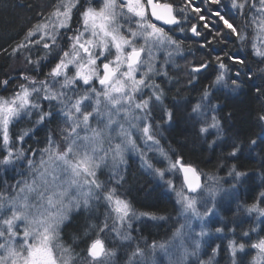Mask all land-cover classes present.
Instances as JSON below:
<instances>
[{"label":"snow or ice","instance_id":"1","mask_svg":"<svg viewBox=\"0 0 264 264\" xmlns=\"http://www.w3.org/2000/svg\"><path fill=\"white\" fill-rule=\"evenodd\" d=\"M199 5L197 0H166L163 3L160 0H99V7H96L93 0H55L46 10L37 12L36 22L25 30L22 40L10 45V55H23L32 71L45 61L51 67L42 80L29 75L28 69H20L23 82L15 84L9 96H0V165L23 163L30 173V178L16 182L14 196L0 191V264H112L115 250L106 246L101 233L114 232L121 240L131 239L127 232L121 233V228L125 225L131 228V218L136 213L130 201L112 186L120 185L123 176L115 172L117 179L106 184L99 180L97 173L109 161L113 168L124 163L129 150L139 152L142 157L145 155L133 132L139 134L148 150L162 152L157 139L159 124L154 125L152 120L153 111L157 107L163 109L164 97L163 88L154 80L161 74L156 61L160 51L169 48L176 54L182 51V42L170 33L175 29L184 32L183 24L188 22L190 14H195L197 21L202 22L200 28L205 31L198 30L196 24L188 30L204 40L202 46L205 48L225 35L246 42L248 30L252 29L255 33L252 49L264 63V0H231L238 23H233L237 16L230 19L226 18L230 14H222L221 0H199ZM209 17H214L227 31H215L216 25ZM157 22L174 27L166 31ZM33 49L37 52L35 59L32 58ZM3 51L8 52L7 49ZM173 52H167L169 59ZM225 56L233 64L242 66L247 59L227 53ZM214 60L218 72L213 83H227L226 74L231 69L224 63V57L216 56ZM208 66L209 62L201 60L198 65L191 66L190 71L199 74ZM235 75L237 79L231 80L234 90L241 87L238 83L240 72ZM14 79L9 74L8 79L0 80V87L7 91ZM255 91L264 95V86ZM209 95L205 89L202 99L206 100ZM39 100L49 102L47 111ZM53 102L59 105L56 111L52 108ZM201 107L197 103L192 111L203 116ZM210 110L215 111V106ZM33 112L37 117L35 124H44L56 115L65 123L60 129V142L49 132L46 146L38 150L39 159H36V152L22 146L31 129L18 133L10 131L15 121ZM172 115L170 110L164 112L169 121ZM210 119L211 123L202 126L200 132H207L209 128L222 131L219 119L215 115ZM259 120L264 121V115ZM250 143L255 145L257 141ZM231 147L228 155L236 158L240 146L234 142ZM182 160L177 157L176 162L170 161L169 169L182 170L188 192L196 193L201 188L199 173ZM145 163L151 167L147 161ZM155 171L161 176L164 174L160 169ZM233 174L236 177L246 175L236 171L235 165L229 172ZM4 183L7 185L6 181ZM177 196L185 213L201 219L208 215V211L199 212L195 195L185 194L181 188ZM100 200L107 205L108 214L101 225H90L95 238L87 242L82 256L71 244L63 242L62 229L70 222L74 210L78 211L81 206L90 209L93 202ZM261 204H264V192L259 193V199L246 211L264 216ZM205 234L204 230L199 233L201 237ZM177 235H180L179 230ZM194 244L196 249L200 247L199 241ZM228 247L233 264H236V254L244 251L245 244L231 240ZM157 248L163 250L166 245L154 242L150 246L152 251ZM251 248L256 249L251 264H264V237L251 244ZM215 252L213 249V255ZM185 254H188L187 249ZM144 256L145 250L137 246L129 257V264H137L135 258ZM200 264H211V258Z\"/></svg>","mask_w":264,"mask_h":264},{"label":"trees","instance_id":"2","mask_svg":"<svg viewBox=\"0 0 264 264\" xmlns=\"http://www.w3.org/2000/svg\"><path fill=\"white\" fill-rule=\"evenodd\" d=\"M55 0H0V80L8 79L9 74L15 78L10 81L8 90L5 91L0 87V96H9L15 88V84L22 83L20 79V69H28L29 75L36 78H45L44 66L41 64L35 71L31 70V65H27L23 55H10L11 47L15 43L22 40L25 30L36 22V14L39 11L46 10L49 5ZM166 2V0H160ZM171 2V0H167ZM97 0H93V4H97ZM42 6V7H38ZM199 5V0H197ZM215 8L216 6H211ZM220 7L223 9L222 14L226 18L237 16L236 9L231 7V0H221ZM207 15V13H205ZM250 15V13H249ZM211 17H209L210 19ZM76 17L74 15V21ZM211 20V19H210ZM195 14H190L187 23L183 24L184 32L175 29L170 33L174 39L182 42V51L179 54L173 53L170 59L162 53L157 59L158 67L170 60L169 66L176 72H169L170 79L154 80L164 90L163 109L157 107L152 113L154 125L159 124L157 139L160 141L162 149L170 152L172 145L178 144L180 151L187 154L189 164L195 165L199 172L210 170L219 172L224 175L232 166H236V171L246 173L247 177L245 187L237 192V200L235 208L226 207V201L219 202L221 216L223 222L218 225H212L222 229L220 232H211L209 240L204 244L203 255L200 258H190L185 264H200L201 261L207 262L211 258V264H233V258H230L229 241L235 240L237 243L245 244L243 252H237L235 261L236 264H251L253 256L256 254V249L251 248V244L255 243L259 238L264 237V216L249 213L246 208L259 199V193L264 192V121H260L259 117L264 115V95L258 94L255 89L264 86V63H261V58L254 54L252 49V38L254 31L248 30L249 39L246 42H241L235 37L228 38L223 36L218 42L209 44L207 48L203 47L204 40L192 34L188 29L191 25L196 24L198 30L205 31L200 28ZM216 25L215 31H227L220 27L219 21H213ZM233 23H238L237 19ZM77 25L74 23L73 27ZM170 27H165L168 31ZM7 49L5 53L3 50ZM237 55L241 58H247L245 65L233 64L228 57L225 56ZM42 54V53H41ZM37 56V52L33 49V59ZM224 57V63L229 66L231 71L226 74L228 80L237 79L235 73L240 72L238 83L241 85L239 94L231 95L223 90H214L213 94L216 98L215 105L218 103L220 107H216L214 115L219 119L222 129L223 138L219 143H214V138L208 135H202L199 123H190L186 114L178 109L175 103L183 102L188 109L201 103L202 95L207 86L213 84L214 78L218 72V65L215 63L214 57ZM201 60L209 62L206 70L199 74H193L190 71L191 66L198 65ZM49 64V63H48ZM187 69L183 74V70ZM182 70V71H181ZM172 73V74H171ZM196 75V76H195ZM195 76V79H193ZM191 81V83L189 82ZM208 90V89H207ZM148 91V90H147ZM209 91V90H208ZM44 110L49 108V102L40 100ZM52 108L58 110L57 104L53 102ZM170 110L172 112V122L169 127L164 129L166 116L164 112ZM37 119L35 113L24 116L22 119L15 121L10 128L12 133H18L27 129H31L28 137H25L23 147L36 152V159H39V151L46 146L49 132H52L53 138L60 142V129L65 127L63 119L56 115L55 118L46 121L44 124H34ZM163 128V133L161 128ZM135 137L139 135L134 132ZM166 138H163V137ZM169 137L172 141L167 140ZM251 140H256L257 143L252 145ZM239 144L241 151L237 153L236 158L230 157L228 154L232 151V144ZM62 143V142H61ZM126 155V153H125ZM132 157L131 155H128ZM127 156V157H128ZM125 156V161L127 159ZM128 160V159H127ZM124 161V162H125ZM119 172L123 176V181L120 185L112 184L117 187L118 193L137 209L160 211L164 219L153 221H132V226L129 229L131 239L127 243L125 241L116 240L117 246L114 249L116 255L111 259L112 264L126 263L129 264V251L133 252L137 246L145 251L151 250L150 246L155 242L160 244L167 242L173 226L169 218L168 212L171 210L172 204L175 202L172 195H167L164 192L163 186L153 184L149 179L150 170L144 166L143 161L131 160L125 162L122 171H116L112 167L111 161L107 165H102L98 170L99 180L106 184L114 180V173ZM201 173V174H203ZM109 175H111L109 177ZM112 176H114L112 178ZM30 178V173L27 166L23 163H16L14 167H5L0 165V191L8 188L7 194L13 196L15 194L16 182ZM4 181L7 182L5 185ZM150 183V184H148ZM236 193V192H235ZM264 207V204L260 205ZM8 213H5L7 215ZM108 214V207L103 200L93 202L90 209H85L83 206L78 211L71 213V220L62 229V240L68 245L84 255L83 250L86 248L87 242L95 238V231L90 228V225H101ZM220 216V217H221ZM109 226L112 225V220L109 219ZM211 228V227H210ZM85 233H87L85 235ZM244 233H248L247 236ZM101 238L105 239L106 246L113 249L114 242L113 232L101 233ZM208 245H210L208 247ZM126 248V251L123 249ZM213 249H216L213 255ZM163 264V261H160Z\"/></svg>","mask_w":264,"mask_h":264},{"label":"rangeland","instance_id":"3","mask_svg":"<svg viewBox=\"0 0 264 264\" xmlns=\"http://www.w3.org/2000/svg\"><path fill=\"white\" fill-rule=\"evenodd\" d=\"M97 4H95L94 6L99 7V0H97ZM212 21H217L215 20L214 17L210 18ZM72 33H68V35H71ZM193 34V33H192ZM255 35V33H254ZM258 42V41H257ZM167 52H173V49L169 48L163 51H160L158 53V58L160 56V54L162 53L164 56H167ZM175 53V52H173ZM169 59V58H167ZM48 61H45L43 63V65L47 64L46 66H44V74H46L47 72L50 71V67L51 65L48 64ZM170 60H167V63H163L161 65V74L155 76V78H159L161 80H165V79H170L171 76H169V72H176L178 70L172 69L171 66H169ZM158 63H156V67L158 69H160L158 66ZM166 71L167 75H163V72ZM169 71V72H168ZM182 71V70H181ZM187 69H184L182 72L183 74L186 73ZM71 75V72L69 73ZM172 74V73H171ZM196 76V75H195ZM38 80H42L45 79L44 77L41 78H37ZM215 80V78H214ZM227 83H220V84H211V86H207V89L209 90V97L205 100L203 99L201 104V111L203 113H205V115L200 116L197 113H194L192 111L193 106H191V109H188V107L185 106V103L180 102V103H175L178 109L182 110L185 114L186 117L188 118V120L190 121V123L193 124H197L199 123L201 126H207L208 123H211V116L214 115V111H211V106H215L216 107H220V104L218 103L217 105H215V96L213 94L214 90H223L226 93H230L231 95H237L239 94V90L241 89V87L239 89H233V87L231 86V80H228L226 78ZM147 92V89L145 90ZM202 99V98H200ZM39 103L41 104L40 100ZM58 109H59V105L57 104ZM35 113V112H33ZM32 113V114H33ZM167 119V118H166ZM173 119V118H172ZM172 119L169 121L168 119L166 120V123L164 124V129H166L167 127H169V125H171ZM35 124V123H34ZM93 125L95 126V121H93ZM161 128V127H160ZM161 131L163 133H165L163 131V128H161ZM115 133L113 132V135ZM138 134V133H137ZM202 135L204 134L205 136L208 135L210 137L214 138V143L218 144V141H221V139L223 138L222 132H218L216 129L214 128H209L207 132L201 133ZM81 135H84V133L82 132ZM139 135V134H138ZM133 136H134V132H133ZM135 137V136H134ZM116 142H119L118 140ZM137 144L139 146V148L144 152V156L142 157L140 155L139 152L135 151V150H129L126 152V157L128 155L132 154V157L128 156L126 161L124 158V161L127 164V161L131 160L132 162L135 161H143L144 162V166H146L145 161H147V164H150L151 167L146 166L150 171H153V178L155 179V183L160 184L162 186L165 187V190L170 193L172 195V198L177 206V212H175V216L173 217L172 221V232L170 234V236L167 239V242H162L163 244L166 245V249H160L157 248L155 249V251L152 250H148L145 251V256L143 257L144 260L140 261L141 257H136L135 261L137 262V264H162L160 261H163V264H185L188 263V259L190 258H200V256L203 255V251H204V244L209 240V235H211V232H220V231H216V229H219L218 227H214L212 225H218L219 223L223 222V217L221 216V211L218 210L220 209V206L218 207V204L221 201H226L228 203V206L226 207H233L235 208V203L236 202H232V201H236L237 200V192H239V189L237 190V192L235 193L232 189H234L235 185L237 187V184L240 183L241 181H243L244 176H240V177H236L234 174L233 175H229V172L231 171V169L229 168L228 171L226 173H224V175L220 174L219 172L213 171V173L208 172L205 174H201L202 177L204 178V184L200 190V192L198 194H196V198H197V208L199 210V212L201 214L205 213L206 211H208V215L207 216H203V218H199V217H194L192 216L191 213H185L183 211L182 205L181 203H179V198L177 196V192L179 190H181V188H183L185 190V194L188 195H194V194H189L187 192V190L185 189V186L183 184V182H176L175 181V171H177L176 169H169V163L171 162H175L173 161L172 157L167 154V156L163 155L162 152L160 150L157 149H153V150H148L142 139H140L139 137L137 138ZM18 147L20 145H17ZM61 149H63V143H61ZM165 153V152H163ZM125 162L120 164L117 168H115L116 171H122V169L125 166ZM5 167H14V165H7ZM156 169H160L163 171V176L159 175L155 170ZM178 169V168H177ZM178 172V171H177ZM111 175H109L110 177ZM114 176H112L113 178ZM117 179V177H114V180ZM171 182V183H169ZM15 187V186H14ZM163 187V189H164ZM11 190V188H10ZM5 192H8V187L7 189L3 190ZM15 195V194H14ZM13 195V196H14ZM124 198V197H123ZM218 207V208H217ZM210 210V211H209ZM136 213L135 217L131 218V226H132V221H143L145 219V221H149L147 216H143V215H139L140 213ZM257 214V212H255ZM221 216V217H220ZM214 219H216L214 221ZM183 225V227L181 228V226ZM211 227V228H210ZM177 230H179L180 235H177ZM204 230L205 231V235L204 236H200L199 233ZM129 232V229H127V226L125 225L124 228H121V233L124 232ZM112 241H118L121 240L114 232H113V238H111ZM121 241H125L126 243L129 240H121ZM195 241H199L200 247L198 249L195 248ZM161 244V243H160ZM117 246V242H114L113 245V249H115ZM210 245H208L209 247ZM185 249H187V253L185 254ZM123 251H126V248L123 249ZM195 252V255H192L191 253ZM131 251H129V255H131ZM256 255V254H255ZM114 257H112L111 259H113ZM142 258V259H143Z\"/></svg>","mask_w":264,"mask_h":264},{"label":"bare ground","instance_id":"4","mask_svg":"<svg viewBox=\"0 0 264 264\" xmlns=\"http://www.w3.org/2000/svg\"><path fill=\"white\" fill-rule=\"evenodd\" d=\"M163 138H166L165 136L163 137ZM170 140V142L172 141L169 137H167V140ZM173 142V141H172ZM179 144V143H178ZM178 144H175V145H172L171 146V150H170V152L169 151H167L166 149H162V146H161V143H160V145H159V149H162L163 150V152H165V153H167V154H169L173 159V161H175L176 162V160H177V157H182L183 158V160H182V162L185 164V165H191L192 167H196L195 165H193V164H189V162H188V158H187V154H183V152L182 151H180V149H179V145ZM177 171H175V181L176 182H183V184H184V186H185V189L187 190V192H188V189H187V184H186V182H185V180H184V173H183V171L182 170H179V169H176ZM198 171V170H197ZM208 172H209V170H207ZM206 171V172H207ZM199 172V171H198ZM203 172H205V170L203 169ZM203 172H200V175H201V173H203ZM210 172H212L211 170H210ZM150 174H149V179H151L152 181H153V184L155 185V187H157V186H162V185H160V184H157V183H155L156 181H155V179L153 178V171H150L149 172ZM246 179H247V177L246 178H244L243 179V181H241L240 183H238L237 184V187H236V185H235V187H234V189H232L234 192H237V190L239 189H241V188H243V187H245V182H246ZM200 181H201V188H202V186H203V184H204V178H202V176H201V179H200ZM148 184H150V183H148ZM164 187V186H163ZM201 188L200 189H198L197 190V192L196 193H190V192H188L189 194H194V195H196V194H198L199 192H200V190H201ZM162 193H166L167 195H171L170 193H168L166 190H165V187H164V192H162ZM131 203V205H132V202H130ZM220 205L218 204V207H219ZM132 207H133V210L135 211V212H137V213H148L149 215H143L144 217L145 216H147L148 217V220L151 222V221H153V222H156L157 221V219H153L152 218V216H159V215H161L162 213H160V211L159 212H157V211H155V210H143V209H137V208H135V206L134 205H132ZM217 207V208H218ZM171 210H169L168 212H164V215L166 214V213H168L169 215V218H170V220H173V217L175 216V212H177V206H176V204H172V207L170 208ZM218 210H220V209H218ZM145 220V219H144ZM216 219H214V221H215ZM222 223V222H221ZM230 258H232V255H231V252H230ZM144 260V258L142 259H140V261H143ZM120 264H126V263H120ZM141 264V263H140ZM222 264H227V263H222Z\"/></svg>","mask_w":264,"mask_h":264},{"label":"water","instance_id":"5","mask_svg":"<svg viewBox=\"0 0 264 264\" xmlns=\"http://www.w3.org/2000/svg\"><path fill=\"white\" fill-rule=\"evenodd\" d=\"M159 24H161V25H163V22H158ZM164 26V25H163ZM165 27H168V26H165ZM190 175V174H189ZM200 178V177H199ZM201 179V178H200ZM200 179H199V182H200V184H201V181H200Z\"/></svg>","mask_w":264,"mask_h":264}]
</instances>
